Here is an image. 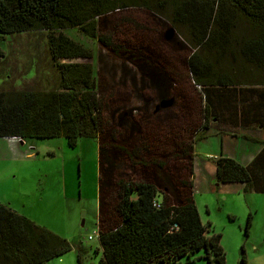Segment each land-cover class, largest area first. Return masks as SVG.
I'll list each match as a JSON object with an SVG mask.
<instances>
[{"label": "trees", "instance_id": "obj_1", "mask_svg": "<svg viewBox=\"0 0 264 264\" xmlns=\"http://www.w3.org/2000/svg\"><path fill=\"white\" fill-rule=\"evenodd\" d=\"M134 7L155 14L153 19L161 25H171L178 32L181 51L188 48L189 54L178 59L193 84L202 88V127H208L209 108L232 107L225 102L228 99L219 103L220 92L238 87L243 96L240 105H246L240 111L241 119L248 126L258 124L264 129V0H0V35L45 30L50 61L58 73L56 86L46 91H0V137L21 142L63 136L70 147H75L80 137L97 138L99 264H181L183 257L188 264L201 250L209 263L224 264L221 234H207L210 223L201 222L188 179L174 183L161 172L153 173L151 182L114 175L121 154L131 166L136 163L148 168L147 163L135 160L140 152L146 154L147 143L129 150L117 143L114 133L104 139L105 105L93 65L61 62L92 57L91 49L64 33L68 28L96 39L118 57L119 46L100 33L98 19ZM109 24L136 23L113 17ZM171 38L162 37L157 30V35L136 46L127 43L129 50H123L160 95L166 92L164 83H154L146 67L168 70L170 62L166 60L164 65L167 56H161L159 50ZM180 109L181 113L174 115L176 125L190 117L186 103L182 102ZM179 146L192 173V143L183 141ZM214 163L217 182L244 183L249 188L255 172L264 176V146L247 166L225 156ZM156 165L159 171L165 168L164 162ZM154 199L158 207L153 205ZM250 218L248 215L246 228ZM70 249L62 237L0 204V264H46ZM240 264H245L244 257Z\"/></svg>", "mask_w": 264, "mask_h": 264}, {"label": "rangeland", "instance_id": "obj_2", "mask_svg": "<svg viewBox=\"0 0 264 264\" xmlns=\"http://www.w3.org/2000/svg\"><path fill=\"white\" fill-rule=\"evenodd\" d=\"M152 15L155 14L143 7H134L98 19L100 33L110 36L119 46L118 57L78 29L64 30L71 39L91 49L92 57L61 62L93 65L98 92L105 105L104 139L114 133L117 143L129 150L140 142L147 143L146 154L140 152L135 160H142L149 167L136 163L131 166L121 154L115 176L151 182L153 173L161 172L174 183L188 179L200 220L210 223L211 231L207 234H221L224 264H240L243 257L245 264H264V176H256L255 172L249 188L244 183H220L215 178L214 163L216 158L225 156L249 165L264 146V129L258 124L248 126L241 119L240 111L246 105H240L243 96L238 87L228 88V93L220 92L219 103L228 99L225 102L232 107L209 108L208 127H202L205 104L202 88L193 84L178 59L181 54L188 55L189 50L181 51L178 32L169 24L157 23ZM113 17L129 18L136 24L110 26ZM170 28L172 41L163 43L159 50L161 56H167L164 65L166 60L170 62L165 65L168 70L146 67L154 83H164L166 92L160 95L123 50H129L127 43L136 46L157 35V30L167 39L165 33ZM0 51V91H46L56 86L58 73L50 61L45 30L0 35ZM152 54L156 57V53ZM182 102L188 105L190 117L176 125L174 115L181 113ZM21 141L0 137V204L8 205L70 244L68 252L46 264H99L102 251L97 235V138L80 137L75 147H70L63 136ZM183 141L192 143V173L179 146ZM159 162L165 163L162 171L156 165ZM248 215L251 218L246 228ZM203 256L201 250L188 264H217L209 263ZM185 260L183 257L181 264Z\"/></svg>", "mask_w": 264, "mask_h": 264}, {"label": "water", "instance_id": "obj_3", "mask_svg": "<svg viewBox=\"0 0 264 264\" xmlns=\"http://www.w3.org/2000/svg\"><path fill=\"white\" fill-rule=\"evenodd\" d=\"M173 34V29H168L167 31H166V33H165V35H167L169 38H170V36ZM169 38H167V39H169ZM21 143H22V141H21Z\"/></svg>", "mask_w": 264, "mask_h": 264}, {"label": "built area", "instance_id": "obj_4", "mask_svg": "<svg viewBox=\"0 0 264 264\" xmlns=\"http://www.w3.org/2000/svg\"><path fill=\"white\" fill-rule=\"evenodd\" d=\"M153 205L156 206V207H158V206H159V202H158L157 200L154 199V200H153ZM97 235H98V233H97ZM91 238H92V236L89 235V236H88V239H91Z\"/></svg>", "mask_w": 264, "mask_h": 264}, {"label": "crops", "instance_id": "obj_5", "mask_svg": "<svg viewBox=\"0 0 264 264\" xmlns=\"http://www.w3.org/2000/svg\"><path fill=\"white\" fill-rule=\"evenodd\" d=\"M257 129H258L259 131L262 130V129H260V128H257ZM254 140H256V139H254Z\"/></svg>", "mask_w": 264, "mask_h": 264}, {"label": "clouds", "instance_id": "obj_6", "mask_svg": "<svg viewBox=\"0 0 264 264\" xmlns=\"http://www.w3.org/2000/svg\"><path fill=\"white\" fill-rule=\"evenodd\" d=\"M97 233H98V231H97Z\"/></svg>", "mask_w": 264, "mask_h": 264}]
</instances>
